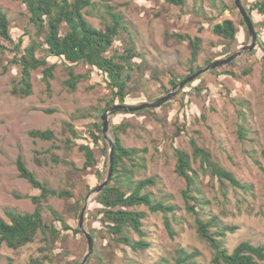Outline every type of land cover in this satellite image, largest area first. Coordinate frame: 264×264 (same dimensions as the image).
I'll list each match as a JSON object with an SVG mask.
<instances>
[{"label":"rangeland","instance_id":"374dc122","mask_svg":"<svg viewBox=\"0 0 264 264\" xmlns=\"http://www.w3.org/2000/svg\"><path fill=\"white\" fill-rule=\"evenodd\" d=\"M92 1L93 5L87 9L85 17L94 27L101 28L103 21H109L105 12L109 6L121 14L133 31L139 54L133 59V69L127 71L130 74L124 102L127 104L153 101L172 90L171 79L191 74L188 42L177 39L174 33L200 37L199 53L193 63L199 68L206 66L207 60L223 58L250 41L234 0H185L183 6L163 0ZM252 1L241 0L246 6ZM0 9L7 14L12 25H26L27 12L19 0H0ZM225 18L231 19L238 29L235 41L211 31L214 23ZM253 18L260 22L264 15L253 12ZM256 28L259 35L255 48L239 55L233 64L204 72L158 107L121 111L109 116V127L110 124L112 127L127 124L125 132H119L122 144L137 149L142 157L140 162L145 164L144 168L136 170L134 178L153 177L156 180L151 188L153 193L168 195L177 206L175 213L168 214L166 218L174 238L169 236L163 214L145 210L147 239L152 247L143 252L98 238V242H94V253L103 251L110 264H138L171 257L181 247L188 252L197 251L196 260L200 262L210 261L212 251L198 236L193 216L184 207L182 190L185 182L174 171L175 149L182 148L191 154V139L249 186L243 189L228 182L221 184L209 171L199 167L198 159L193 161L198 187L210 202L207 208L211 214L217 215L225 224L237 226L233 233L225 236V246L231 251L243 240L264 245V60L260 47L264 43V25L257 24ZM13 33H18L17 27ZM25 39L27 43V37ZM116 43L121 45V41ZM7 57L3 55L2 61ZM74 72L86 77L70 92L64 86L67 68L59 61L47 92L41 81V68L33 70L32 93L27 97H16L9 92L15 70L9 67L3 72L0 63V218L6 221H9L6 210L29 212L34 208L25 195L35 193V190L19 177L15 166L16 156L21 153L26 166L39 180L46 181L52 188H67L75 195L68 199L50 197L43 204V216L48 217L49 208H53L66 223L78 224L75 201L85 195L84 204L91 192L86 194L85 185L93 186L96 179L91 174L84 175L78 171L85 159L77 145L70 151L64 149L63 141L70 137L64 124L70 122L84 139L77 141L91 142L90 133H98L95 125L101 124V114L113 104L106 106L111 92L97 69L79 64ZM46 128L54 131L55 140H40L28 135L30 129ZM35 150L40 152V165L34 160ZM51 154L67 163L51 162ZM105 161V156L101 155L96 165L102 174ZM93 198L90 196L88 200L85 227L91 220L89 215L98 207ZM81 234L67 232L55 248L44 252L51 261L43 260L41 264H75L74 259H78L82 252L84 256L87 249L85 237L83 239ZM41 238L42 234L37 233L32 242L18 249L0 246V264H7L8 257L12 264H34L30 259L42 255L38 252V247L44 245ZM133 238L138 239V236L134 234ZM89 264H96L94 258Z\"/></svg>","mask_w":264,"mask_h":264},{"label":"trees","instance_id":"16d2710c","mask_svg":"<svg viewBox=\"0 0 264 264\" xmlns=\"http://www.w3.org/2000/svg\"><path fill=\"white\" fill-rule=\"evenodd\" d=\"M19 1L27 12L26 25L23 27L12 25L7 14L0 9V63L3 72L9 67L15 70L9 91L12 96L27 97L32 93L31 72L38 68H41V81L44 88L49 92L55 67L60 61L67 68L68 77L64 81V86L68 91H74L77 84L86 77L85 74L75 73V66L86 64L97 69L104 77L105 85L111 92V98L106 106L115 102H125L127 84L130 80V74L127 71L133 69V59L139 53L136 49L133 31L121 14L108 6L105 12L109 21H103L102 27L96 28L85 17L87 9L93 5L92 0ZM163 1L177 6H183L185 3V0ZM243 5L252 17L257 35H259L256 25H264V20L256 22L253 12L264 15V0H254L249 6ZM241 22L245 26L243 19ZM15 27L18 28L16 35L13 33ZM211 31L231 42L235 41L238 35L237 27L229 18L214 23ZM173 35L179 40L188 42L191 63L189 73L199 69L193 66V63L199 53L200 37L177 33ZM25 37H27V43ZM117 41H121V45H118ZM260 47L264 60V43H261ZM230 53L232 52L225 56ZM3 55H8L6 61H2ZM209 62L207 60L206 64ZM233 63L234 60L228 64ZM183 78L171 79L170 85L177 86ZM166 91L168 92L169 89ZM64 127L70 134V137L63 141L64 149L70 151L74 145H77L85 159L78 171L84 175L91 174L96 179L93 186L86 183L87 194L105 178L109 146L101 133V124L95 125L98 133H90L91 142L77 141L84 139L78 135L70 122H66ZM126 128V123H120L114 127L110 124L109 130L114 144L112 175L107 185L94 196L93 201L98 204V207L89 215L91 220L86 227L95 243L98 242V238L108 239L114 245L122 244L135 252H143L152 247L147 239L148 230L145 227L147 212L145 210L149 213L163 214L169 236L174 238L166 218L168 214L175 213L177 206L171 202L168 195L158 196L153 193L151 188L156 184L153 177L137 180L134 178L136 170L144 168L145 164L140 162L142 157L138 155L137 149L125 147L122 144L119 132H125ZM28 135L40 140H55L54 131L49 128L30 129ZM190 144L191 154L182 148L175 149L174 171L185 182V188L182 190L185 210L193 216L196 232L210 247L212 257L208 263L200 262L196 260L197 251L188 252L181 247L177 248L171 257H159L153 261L138 264H261L264 261V245H254L248 240H243L231 251L225 246V236L233 233L237 226L225 224L217 215L211 214L207 208L210 202L204 198L198 187L197 173L192 167L193 161L198 159L199 167L204 171H209L210 175L216 177L221 184L228 182L232 186L243 189H248L249 186L216 162L211 153L199 146L194 139L190 140ZM39 153L38 150L34 151V160L38 165L42 164V160L38 157ZM101 155H104L106 159L104 174L96 167ZM50 161L67 163L55 154L50 155ZM15 166L19 177L25 179L35 190V193L25 195L32 201L34 208L29 212L5 211L9 221L0 218V246L5 245L11 249H18L32 242L37 233H40L44 245L38 247V252L42 255L32 257L30 262L41 264L43 260L51 261L48 254L44 252L55 248L67 232L70 231L74 235L81 231L78 224L72 226L66 223L62 215L53 208H49V216L44 217L43 204L50 197L68 199L74 198L75 195L67 188H52L46 181L39 180L26 166L21 153L16 156ZM84 197L85 195L75 201L77 218H79ZM134 234L138 236V239L133 238ZM81 237H83L82 234ZM94 251L95 249L86 264H89L93 258L96 264H110V259L104 255L103 251L97 250V254ZM82 256L83 252L78 259H74V263L79 264ZM7 264H12L10 257L7 258Z\"/></svg>","mask_w":264,"mask_h":264},{"label":"water","instance_id":"95a60500","mask_svg":"<svg viewBox=\"0 0 264 264\" xmlns=\"http://www.w3.org/2000/svg\"><path fill=\"white\" fill-rule=\"evenodd\" d=\"M234 4L237 7L240 15L242 16V19L245 23V26L247 28V32L250 38V41L248 44L240 47L239 49L233 51L229 55L216 59L214 61H211L208 63L206 66L197 69L196 71L192 72L191 74L187 75L184 77L177 86H174L171 91L168 93L158 97L157 99L153 101H144L142 103L138 104H127V103H115L111 105L110 107L106 108L103 113L101 114V133L104 137V139L108 142V166H107V172L104 180L97 184L89 193V195L85 198L84 204L82 205V208L79 213V220H78V226L83 234V236L86 239L87 243V249L82 257L81 261L79 264H86L88 258L93 252V247H94V238L90 234V232L86 229L84 225V216H85V211L87 209V204L89 197H94L98 192L101 191V189L107 185L109 182L111 175H112V168H113V159H114V144L112 139L109 137V116L113 113L117 112H134L140 109L144 108H154L162 105L166 101L170 100L173 96L177 94L183 87L188 84L189 82H192L195 80L199 75L203 74L204 72L222 66L230 63L232 60L237 58L239 55H241L244 52H249L252 49L255 48L256 46V41H257V32L253 24L252 17L246 10L245 6L242 4L241 0H234Z\"/></svg>","mask_w":264,"mask_h":264}]
</instances>
